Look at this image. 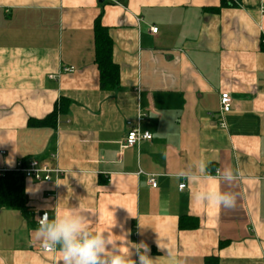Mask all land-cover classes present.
Instances as JSON below:
<instances>
[{
	"label": "crops",
	"instance_id": "0c3cea01",
	"mask_svg": "<svg viewBox=\"0 0 264 264\" xmlns=\"http://www.w3.org/2000/svg\"><path fill=\"white\" fill-rule=\"evenodd\" d=\"M263 10L264 0H0V168L35 158L62 171L25 179V206L0 208V264H58L38 218L85 210L94 231L146 243L154 264H264ZM97 21L118 71L111 88ZM139 115L153 138L125 147ZM226 167L238 172L231 184L215 178ZM205 188L235 193V207L197 201Z\"/></svg>",
	"mask_w": 264,
	"mask_h": 264
},
{
	"label": "clouds",
	"instance_id": "9594fccd",
	"mask_svg": "<svg viewBox=\"0 0 264 264\" xmlns=\"http://www.w3.org/2000/svg\"><path fill=\"white\" fill-rule=\"evenodd\" d=\"M6 142L7 140H0V145ZM198 167L202 174L206 173V164L201 162ZM181 176L188 180L195 178V174L189 172H183ZM206 178L214 179L211 176ZM215 178L231 184L238 178V172L230 167L218 169ZM195 199L201 203H212L218 207L231 209L235 207L237 197L235 193L229 191L205 188L195 194ZM86 212L94 213L91 210L65 211L63 214H56L52 219L45 213L38 219L37 238L43 248L59 252L58 264H154L156 258L151 257L150 248L146 243L128 241L129 233L126 232L118 236L114 235L111 229L94 231V223ZM115 226L116 221L111 228ZM115 237H123V240ZM157 244L159 248L164 249L159 239ZM122 245L127 247L128 251H123Z\"/></svg>",
	"mask_w": 264,
	"mask_h": 264
},
{
	"label": "trees",
	"instance_id": "16d2710c",
	"mask_svg": "<svg viewBox=\"0 0 264 264\" xmlns=\"http://www.w3.org/2000/svg\"><path fill=\"white\" fill-rule=\"evenodd\" d=\"M96 33V57L101 71L103 86L109 88L118 84L117 67L112 62V43L107 29L97 21ZM25 177L22 173L7 172L0 177V208L20 209L25 206ZM209 264L211 261H208Z\"/></svg>",
	"mask_w": 264,
	"mask_h": 264
},
{
	"label": "built area",
	"instance_id": "2783aa9c",
	"mask_svg": "<svg viewBox=\"0 0 264 264\" xmlns=\"http://www.w3.org/2000/svg\"><path fill=\"white\" fill-rule=\"evenodd\" d=\"M116 2V0H110ZM264 13V10H263ZM158 30L157 27H152V32L156 33ZM75 71L74 66H64L62 68V72H73ZM220 105H221V113L226 114L232 108V98L228 92H223L220 95ZM143 116L139 115L137 123H133L131 121L128 122V131L125 138V147H135L139 146V144L143 140H151L153 135L151 132L147 130H142L140 127V122L142 121ZM14 171L17 173H22L25 179L36 180V181H51L54 177L58 178V176L62 173L60 169L52 168L48 164L41 162L38 159L32 158L30 160H18L13 168H0V177L4 176L7 172ZM150 183L153 187L157 186V182L154 177L150 180ZM185 183L180 185V188H184ZM46 213V212H45ZM45 213H42L39 218H42ZM48 214V213H47ZM49 217V216H48ZM38 218V219H39ZM45 249V248H44ZM45 251H50L45 249Z\"/></svg>",
	"mask_w": 264,
	"mask_h": 264
}]
</instances>
